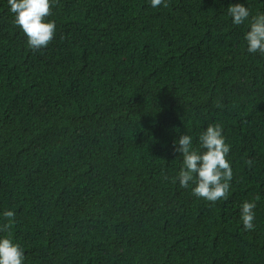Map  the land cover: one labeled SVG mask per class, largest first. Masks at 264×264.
<instances>
[{
	"label": "trees",
	"instance_id": "trees-1",
	"mask_svg": "<svg viewBox=\"0 0 264 264\" xmlns=\"http://www.w3.org/2000/svg\"><path fill=\"white\" fill-rule=\"evenodd\" d=\"M237 2L58 0L32 50L0 0V214L15 213L0 236L25 264H264V54L228 16ZM210 123L233 169L215 203L173 182L174 141L198 146Z\"/></svg>",
	"mask_w": 264,
	"mask_h": 264
},
{
	"label": "clouds",
	"instance_id": "clouds-1",
	"mask_svg": "<svg viewBox=\"0 0 264 264\" xmlns=\"http://www.w3.org/2000/svg\"><path fill=\"white\" fill-rule=\"evenodd\" d=\"M169 0H149L152 8L168 7ZM58 0H7L9 11L13 14V23L26 36L27 47L32 50L46 48L53 40L56 24L48 19L52 7ZM227 14L236 26L247 24L244 33L247 52L264 54V12L252 15L246 0L229 4ZM193 136L179 135L174 141V151L181 158V167L173 182L181 188H191L197 198L215 203L227 199L233 179L231 161L227 158L231 145L226 142L223 126L210 123L198 135V146L193 143ZM246 163L252 166V161ZM167 179V177H166ZM259 197L256 198L258 200ZM256 200H244L237 205L240 222L244 231L255 229ZM5 218H13L15 213L6 210ZM8 227L0 226V232ZM0 264H25V253L21 245L9 236H0Z\"/></svg>",
	"mask_w": 264,
	"mask_h": 264
}]
</instances>
